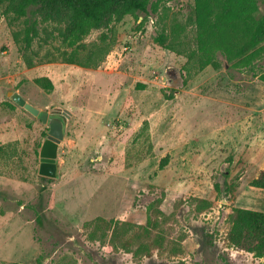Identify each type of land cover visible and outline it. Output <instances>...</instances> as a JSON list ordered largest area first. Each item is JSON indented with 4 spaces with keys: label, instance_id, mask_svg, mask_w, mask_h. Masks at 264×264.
I'll use <instances>...</instances> for the list:
<instances>
[{
    "label": "rangeland",
    "instance_id": "rangeland-1",
    "mask_svg": "<svg viewBox=\"0 0 264 264\" xmlns=\"http://www.w3.org/2000/svg\"><path fill=\"white\" fill-rule=\"evenodd\" d=\"M150 2L74 46L64 22L0 4V264H264L226 241L233 208L264 212L250 186L264 169V55L254 71L224 58L201 68L194 0ZM30 19L38 34L24 50L16 32ZM9 91L66 118L58 178L39 174L49 125ZM156 206L165 250L149 258L108 247L112 227L104 243L85 226L120 220L134 250Z\"/></svg>",
    "mask_w": 264,
    "mask_h": 264
},
{
    "label": "trees",
    "instance_id": "trees-1",
    "mask_svg": "<svg viewBox=\"0 0 264 264\" xmlns=\"http://www.w3.org/2000/svg\"><path fill=\"white\" fill-rule=\"evenodd\" d=\"M193 23L196 27V42L201 68L212 66L218 69L221 58L235 67L254 71L256 61L264 55V14L257 16V0H194ZM150 0H0L6 6L5 13L21 19L29 14L39 15L42 22L51 20L66 24L59 36L70 46L76 45L93 29L100 27L109 16L132 15L139 19L148 15ZM38 22L26 20L25 26L16 35L22 49L28 50L38 34ZM17 39V40H18ZM263 45V46H262ZM235 62V64H234ZM264 82V72L259 74ZM36 83L46 92L54 90L48 77L37 78ZM46 179V178H45ZM47 180V179H46ZM250 186L264 190V169L250 182ZM158 204L161 200H156ZM163 211L156 206L153 217L148 219L142 229L141 245L133 250L128 231H121L120 220L107 221L97 218L85 226L91 237L101 232L100 239L106 243L112 229L108 247L114 250L131 252L135 257H152L153 250H165V237L160 231ZM43 226L44 214L37 216ZM231 226L226 235L228 245L234 249L245 250L257 258L264 257V212L235 207L230 214ZM122 225L125 226L124 223ZM127 226L133 227L130 224ZM175 264H187L178 261Z\"/></svg>",
    "mask_w": 264,
    "mask_h": 264
},
{
    "label": "water",
    "instance_id": "water-1",
    "mask_svg": "<svg viewBox=\"0 0 264 264\" xmlns=\"http://www.w3.org/2000/svg\"><path fill=\"white\" fill-rule=\"evenodd\" d=\"M7 96H9L14 103L23 107L43 123L49 125L48 138L43 143L40 151L39 174L50 179L58 178V149L65 136L66 118L63 117L64 115H51L48 111L38 109L27 102L26 99L17 92L9 91L7 92Z\"/></svg>",
    "mask_w": 264,
    "mask_h": 264
}]
</instances>
